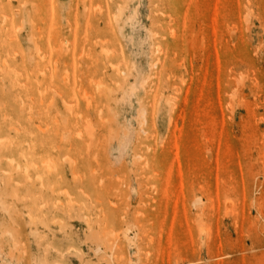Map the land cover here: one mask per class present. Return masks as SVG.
I'll list each match as a JSON object with an SVG mask.
<instances>
[{
	"label": "rangeland",
	"instance_id": "rangeland-1",
	"mask_svg": "<svg viewBox=\"0 0 264 264\" xmlns=\"http://www.w3.org/2000/svg\"><path fill=\"white\" fill-rule=\"evenodd\" d=\"M0 264H264V0H0Z\"/></svg>",
	"mask_w": 264,
	"mask_h": 264
},
{
	"label": "bare ground",
	"instance_id": "bare-ground-1",
	"mask_svg": "<svg viewBox=\"0 0 264 264\" xmlns=\"http://www.w3.org/2000/svg\"><path fill=\"white\" fill-rule=\"evenodd\" d=\"M197 202H198V201H197ZM197 202H196V203H197ZM196 203H195V204H196ZM123 232H124V231H123ZM123 232H122V236H123V238L127 239V234H125V233H127V230H126V232H124V233H123Z\"/></svg>",
	"mask_w": 264,
	"mask_h": 264
}]
</instances>
